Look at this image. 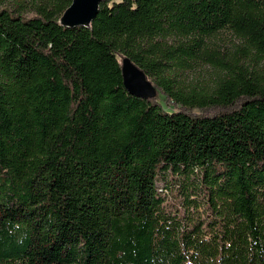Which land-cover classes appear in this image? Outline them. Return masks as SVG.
Segmentation results:
<instances>
[{
    "label": "trees",
    "instance_id": "16d2710c",
    "mask_svg": "<svg viewBox=\"0 0 264 264\" xmlns=\"http://www.w3.org/2000/svg\"><path fill=\"white\" fill-rule=\"evenodd\" d=\"M5 1L0 264H264V0H103L89 28ZM225 30L243 57L183 87Z\"/></svg>",
    "mask_w": 264,
    "mask_h": 264
},
{
    "label": "rangeland",
    "instance_id": "374dc122",
    "mask_svg": "<svg viewBox=\"0 0 264 264\" xmlns=\"http://www.w3.org/2000/svg\"><path fill=\"white\" fill-rule=\"evenodd\" d=\"M34 1L36 0H8L2 5L10 6L18 12L31 16L35 13ZM242 46L243 42L228 30L208 39L204 49L205 56H196L192 68L177 77L180 84L185 88L210 89L225 75L223 61L243 57L237 56L236 53Z\"/></svg>",
    "mask_w": 264,
    "mask_h": 264
},
{
    "label": "water",
    "instance_id": "95a60500",
    "mask_svg": "<svg viewBox=\"0 0 264 264\" xmlns=\"http://www.w3.org/2000/svg\"><path fill=\"white\" fill-rule=\"evenodd\" d=\"M102 1L73 0L60 19L61 25L70 28L77 26L89 28L99 13ZM122 72L124 84L132 95L145 99L157 95L155 85L129 56L122 58Z\"/></svg>",
    "mask_w": 264,
    "mask_h": 264
}]
</instances>
